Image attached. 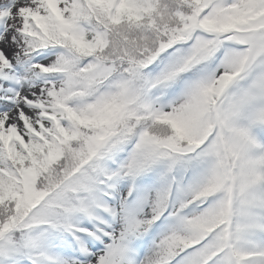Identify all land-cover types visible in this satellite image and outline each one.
<instances>
[{
	"label": "snow or ice",
	"instance_id": "snow-or-ice-1",
	"mask_svg": "<svg viewBox=\"0 0 264 264\" xmlns=\"http://www.w3.org/2000/svg\"><path fill=\"white\" fill-rule=\"evenodd\" d=\"M0 264H264V0H0Z\"/></svg>",
	"mask_w": 264,
	"mask_h": 264
},
{
	"label": "rangeland",
	"instance_id": "rangeland-1",
	"mask_svg": "<svg viewBox=\"0 0 264 264\" xmlns=\"http://www.w3.org/2000/svg\"><path fill=\"white\" fill-rule=\"evenodd\" d=\"M5 51H6V53H7V54L11 55V52H10V50H8V49H5Z\"/></svg>",
	"mask_w": 264,
	"mask_h": 264
}]
</instances>
